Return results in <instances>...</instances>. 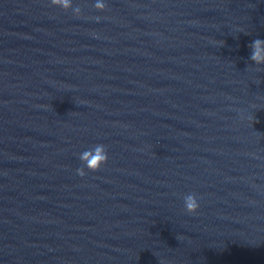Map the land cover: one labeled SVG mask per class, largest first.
Listing matches in <instances>:
<instances>
[{
	"label": "clouds",
	"instance_id": "clouds-1",
	"mask_svg": "<svg viewBox=\"0 0 264 264\" xmlns=\"http://www.w3.org/2000/svg\"><path fill=\"white\" fill-rule=\"evenodd\" d=\"M53 3H58L59 0H52ZM65 6H67V0H65ZM96 7L103 9L104 5L102 3L97 2ZM264 40L262 39H255L252 42L251 45V54L250 59L254 61L255 63H264V55H262V52H264ZM95 154L93 155L91 152L88 153H82L81 159L87 160V167L90 170V172H97L100 170V166L102 164H106L108 161V153L103 144H98L97 147L94 150ZM88 157H91L88 159ZM78 175L83 177L86 175L83 169L78 168L77 169ZM186 207L189 212H196L199 208V204L191 197L188 198L186 201Z\"/></svg>",
	"mask_w": 264,
	"mask_h": 264
}]
</instances>
